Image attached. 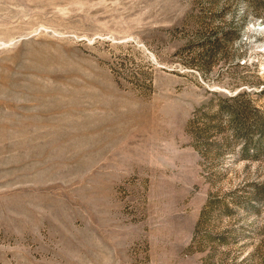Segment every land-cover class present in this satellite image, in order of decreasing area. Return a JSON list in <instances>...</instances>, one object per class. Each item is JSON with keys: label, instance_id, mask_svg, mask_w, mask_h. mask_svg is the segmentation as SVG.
Listing matches in <instances>:
<instances>
[{"label": "rangeland", "instance_id": "374dc122", "mask_svg": "<svg viewBox=\"0 0 264 264\" xmlns=\"http://www.w3.org/2000/svg\"><path fill=\"white\" fill-rule=\"evenodd\" d=\"M261 26L264 0H0V264H264Z\"/></svg>", "mask_w": 264, "mask_h": 264}, {"label": "bare ground", "instance_id": "6f19581e", "mask_svg": "<svg viewBox=\"0 0 264 264\" xmlns=\"http://www.w3.org/2000/svg\"><path fill=\"white\" fill-rule=\"evenodd\" d=\"M258 29H264V27H262V26H261V27H260V28H258ZM258 29H257V30H258Z\"/></svg>", "mask_w": 264, "mask_h": 264}]
</instances>
